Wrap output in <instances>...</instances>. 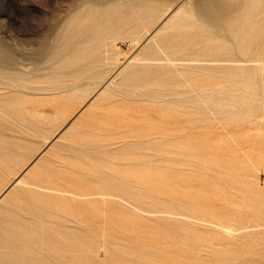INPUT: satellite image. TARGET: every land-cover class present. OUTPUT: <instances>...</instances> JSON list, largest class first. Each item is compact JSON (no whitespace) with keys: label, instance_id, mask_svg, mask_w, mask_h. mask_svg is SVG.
I'll return each instance as SVG.
<instances>
[{"label":"bare ground","instance_id":"6f19581e","mask_svg":"<svg viewBox=\"0 0 264 264\" xmlns=\"http://www.w3.org/2000/svg\"><path fill=\"white\" fill-rule=\"evenodd\" d=\"M188 2L81 0L58 28L51 44L42 43L35 49L30 70L25 69L22 56L0 41V96L29 90L45 95L66 94L69 98L86 92L90 95L0 192V264H93L95 255L108 242L104 230L107 204L137 209L141 194L151 190V162L155 158L169 159L171 151L167 143L156 145L140 140L126 150L122 144L126 156L102 172L101 192L81 190L72 198L62 194L71 191L68 184L73 183L68 175L89 177L86 164L115 152L118 142L112 137L116 131L114 135L109 130L107 134L106 129L89 132L88 128L89 119L102 112L106 100L125 97L168 102L177 110L193 109L199 119L209 106L220 105L218 115L225 127L241 116L237 109L244 95L241 89H249V79L257 83L253 74L261 66L250 63L264 64V0H193L192 5ZM119 37L134 39L137 51L121 63H117L114 49ZM176 61H185L186 65ZM175 70L190 75L188 87L179 84ZM210 78L225 82L208 84L206 80ZM122 102V112L113 114L116 117L112 120H117V127L123 129L126 126L122 119L130 114V106L127 108ZM7 112L0 100V115L9 118ZM194 118L190 121L194 122ZM30 125L31 121L23 119L12 127L19 132L22 126ZM0 129L9 128L0 122ZM15 130H11L16 134L13 138H22ZM81 135L84 141L77 140ZM11 139L0 136V166L6 165L14 154L17 142ZM112 145L115 148H106ZM53 147L54 157L61 159L68 149L76 160L71 156L62 161L64 169L55 170L42 162V156ZM120 164L127 166L120 168ZM58 173L67 175L58 177ZM246 174V185L254 190L258 187L255 171ZM107 196L115 198L109 200ZM28 197L31 200L27 201ZM90 203L95 204L94 212ZM99 210L102 213L97 214ZM96 220L102 222L99 232L94 231ZM201 221L208 222L205 218ZM221 228L232 231L234 224ZM189 246L193 244L190 242Z\"/></svg>","mask_w":264,"mask_h":264},{"label":"rangeland","instance_id":"374dc122","mask_svg":"<svg viewBox=\"0 0 264 264\" xmlns=\"http://www.w3.org/2000/svg\"><path fill=\"white\" fill-rule=\"evenodd\" d=\"M186 1L193 4V0ZM79 2L81 0H0V41L22 56L25 69L30 70L35 49L42 43L51 44L58 28ZM135 43L130 37H119L114 41L117 63L137 53ZM176 63L186 65L185 61ZM250 64L261 65L253 74L257 83L249 79V89H241L244 95L237 105L241 116L228 127L222 126L221 115H218L220 105L209 106L208 114H201L199 119L189 107L177 110L168 102L125 97L106 100L102 112L89 119V132L99 129L105 132L106 129L107 134L109 130L115 135L116 131L112 138L118 143L114 144L116 148L114 145L106 147L115 148L114 153L85 165L91 172L89 177L68 175L73 184H68L71 191L62 193L67 198L86 189L101 192L102 172L118 163L126 156L124 149L139 144L140 140L156 145L167 143L171 151L169 159L155 158L151 162L154 168L152 188L141 194L137 209L132 206L120 209L118 205L107 204L104 230L108 242L95 255L93 264H206V261L264 264V64ZM173 72L179 84L189 86L190 75L186 71ZM206 81L208 84L225 82L221 78ZM251 86L257 87L252 90ZM89 96L86 92L80 97L69 98L66 94L45 95L33 90L0 96L10 114L9 118L0 115L1 124L9 128L0 129V136L11 137L17 142L7 164L0 166V192L28 166L46 141L76 114ZM121 102L131 108L130 114L122 119L126 126L123 129L117 127V120H112L116 117L113 114L122 112ZM191 117H195L194 122L190 121ZM23 119L31 121V125L22 126L23 130L18 132L12 126ZM109 123L111 126L107 125ZM11 130L22 138L14 139L16 134ZM79 139L85 140L83 135L77 137ZM54 150L53 147L42 156V162L59 171L64 169L62 161L71 159L73 154L67 149L64 157L58 159L53 156ZM252 170L258 183L254 190L246 185V173ZM63 175L67 174H57L58 177ZM111 198L115 197L107 196V199ZM94 205H89L92 212ZM99 213L102 211H97ZM202 218L208 222L201 221ZM229 224H234L232 231L221 228V225ZM101 229L102 222L96 220L94 231ZM190 242L193 247L189 246Z\"/></svg>","mask_w":264,"mask_h":264}]
</instances>
